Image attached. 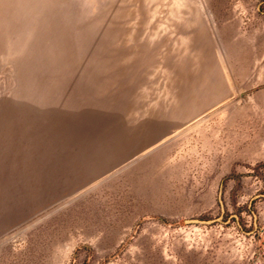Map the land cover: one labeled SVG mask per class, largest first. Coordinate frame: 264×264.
<instances>
[{"label":"rangeland","instance_id":"374dc122","mask_svg":"<svg viewBox=\"0 0 264 264\" xmlns=\"http://www.w3.org/2000/svg\"><path fill=\"white\" fill-rule=\"evenodd\" d=\"M0 264H264V0H0Z\"/></svg>","mask_w":264,"mask_h":264},{"label":"water","instance_id":"95a60500","mask_svg":"<svg viewBox=\"0 0 264 264\" xmlns=\"http://www.w3.org/2000/svg\"><path fill=\"white\" fill-rule=\"evenodd\" d=\"M187 222H204V223H207L209 221H207V220H199V219H188Z\"/></svg>","mask_w":264,"mask_h":264}]
</instances>
